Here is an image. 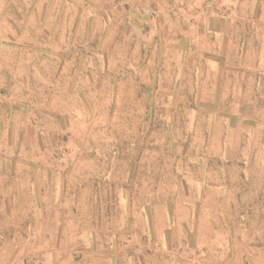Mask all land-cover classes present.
<instances>
[{"label": "crops", "instance_id": "0c3cea01", "mask_svg": "<svg viewBox=\"0 0 264 264\" xmlns=\"http://www.w3.org/2000/svg\"><path fill=\"white\" fill-rule=\"evenodd\" d=\"M204 1L0 0V264L35 251L70 264H264L247 255L249 210L233 207L250 195L239 183L264 178V20L251 15L264 0H220L223 16ZM64 118L72 149L116 152L106 175L66 187L76 198L62 178H30L23 155L54 149ZM126 145L139 160L125 162Z\"/></svg>", "mask_w": 264, "mask_h": 264}, {"label": "rangeland", "instance_id": "374dc122", "mask_svg": "<svg viewBox=\"0 0 264 264\" xmlns=\"http://www.w3.org/2000/svg\"><path fill=\"white\" fill-rule=\"evenodd\" d=\"M220 0H205L202 9H206L211 13L218 14V15H225L226 12H230L229 8L224 7L222 4H220ZM228 10V11H227ZM251 15L254 16V18L258 19L261 18L264 20V6H258L252 9ZM259 20V19H258ZM250 24H253L250 22ZM264 25V21L262 22ZM264 29V28H263ZM127 42V40H126ZM159 57V56H158ZM159 62V58H158ZM131 72H125V78L130 77ZM158 79H164V71H158L157 72ZM128 89V88H127ZM144 89L142 88V91ZM146 92V91H145ZM159 110V106H158ZM129 122V120H126V124ZM70 120L69 118H64L61 120V127L58 130V133L54 135L53 137L50 135L48 136V139L50 142H54V149L46 150L43 153L42 152H23V155L29 154L28 159L33 165L29 167V176L30 178H62L61 186H63L62 190V197L70 198L72 195V198H76L77 193L70 190L67 194H65L66 187H73L74 185H81L83 187L84 183H79L78 180L84 181L85 178H100L103 174L106 175L107 171V161L110 158H116V152H109L107 150H74L71 148L72 142H74V135L70 133V127H69ZM132 123L130 121L129 129L131 130ZM164 124L162 123V120L157 121L155 128L160 132L162 130V127ZM127 130V129H126ZM84 140V139H83ZM127 142V141H126ZM162 149V147H158V149ZM144 152L141 150H134L132 149V146L126 145L125 151L121 152L123 154V158L125 162H133L134 159L139 160L140 156H142ZM147 152H145L146 154ZM163 153L165 154L166 151H160L158 150V154ZM14 155H16L17 159H21L20 155H22L21 151H15ZM43 155L44 158V166L43 167H36L37 164V158H41ZM139 171L142 170L138 166L133 168L130 167L129 171L130 173H133V171ZM160 170H164L163 175H167L168 169L166 167L160 168ZM26 173V169H22L20 167H6L5 168V174L9 175L10 178H24ZM128 173V174H130ZM136 173V172H135ZM162 173V172H161ZM13 175V177H11ZM264 178H254V180L251 183H247L244 179L241 183L238 184V188L242 191L249 192V197H246L241 200L238 199V201L234 202L233 207L236 209L241 207L245 210H249V215L247 216L249 219L248 224V238L251 240V254H247L248 257L252 258L253 263L258 262L263 258V254L260 253V246H256V241L260 239H264V209L263 213L261 214L260 208H264V199H260V196L258 197V194L261 193L264 196V182H261ZM77 180V183H75ZM75 181V182H74ZM86 193L82 190L81 196H85ZM257 198V199H256ZM74 209V207L72 208ZM100 216H98L99 218ZM126 224H127V216H126ZM33 233V232H30ZM69 235H71L69 232ZM77 236V240L84 239V232L76 231L74 232ZM125 238L131 236L132 232L125 230ZM94 236L98 235L100 236L101 232H93ZM56 238H65L64 232H55ZM113 235L114 237H112ZM117 235L116 232H109L110 236V242L115 238ZM67 238V237H66ZM109 250L112 251L113 247H109ZM160 251V250H159ZM158 252V251H157ZM54 258L52 256H44L42 253L30 252L21 264H70L69 262H55L53 260ZM16 264V263H14ZM72 264V263H71Z\"/></svg>", "mask_w": 264, "mask_h": 264}]
</instances>
